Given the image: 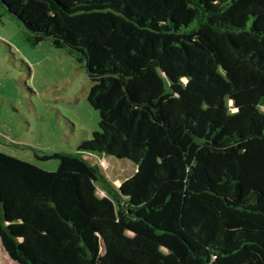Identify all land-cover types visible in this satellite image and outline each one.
Returning a JSON list of instances; mask_svg holds the SVG:
<instances>
[{
	"label": "trees",
	"instance_id": "1",
	"mask_svg": "<svg viewBox=\"0 0 264 264\" xmlns=\"http://www.w3.org/2000/svg\"><path fill=\"white\" fill-rule=\"evenodd\" d=\"M0 16L84 69L99 117L74 152L31 147L55 170L0 150L15 264H264V0H0ZM86 155L136 166L117 198Z\"/></svg>",
	"mask_w": 264,
	"mask_h": 264
},
{
	"label": "rangeland",
	"instance_id": "2",
	"mask_svg": "<svg viewBox=\"0 0 264 264\" xmlns=\"http://www.w3.org/2000/svg\"><path fill=\"white\" fill-rule=\"evenodd\" d=\"M210 1L219 4L223 0ZM17 24L0 16V133L5 135L0 136V150L55 170L56 160H37L31 147L74 152L79 142L91 137L99 117L86 100L90 81L64 50L48 41L29 46ZM85 158L109 186L106 191L98 187V193L114 199L120 184L136 170L127 159L108 155ZM0 264H15L1 244Z\"/></svg>",
	"mask_w": 264,
	"mask_h": 264
}]
</instances>
